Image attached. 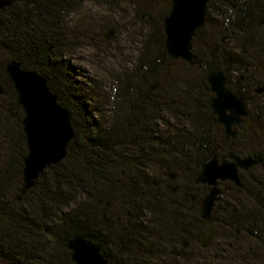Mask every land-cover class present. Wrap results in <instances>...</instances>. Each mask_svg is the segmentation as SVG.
<instances>
[{
    "label": "trees",
    "instance_id": "obj_1",
    "mask_svg": "<svg viewBox=\"0 0 264 264\" xmlns=\"http://www.w3.org/2000/svg\"><path fill=\"white\" fill-rule=\"evenodd\" d=\"M86 1L21 0L0 11V81L4 89L0 95V264H75L68 243L78 235L101 245L105 253L111 248L123 259L135 261L132 242L124 240L129 227L125 222L132 221L127 213L180 211L161 204L149 192L154 178L151 172L125 168L147 166L151 146L175 141L174 137L161 138L163 134L155 137L151 129L158 118L170 114L167 102L179 99L182 84L175 71L168 75L170 56L163 15L151 22L157 0H150L146 11L144 3L136 0L135 15L144 11L143 20H148L151 34L135 64L115 80L108 127L95 117L100 94L94 86L88 88L72 77L66 60L75 44L68 19ZM213 1L217 3L214 13L220 16L221 0H209L207 11ZM234 4L229 22L237 34L245 36L250 32V19L263 11V0H236ZM170 5L172 8L171 0ZM239 46L245 50L244 44ZM224 48L220 46L218 51H227ZM13 59L47 78L59 103L69 110L76 131L66 159L49 167L22 199L29 148L23 125L25 112L6 71ZM155 84L156 90L152 87ZM171 116L182 121L181 110ZM194 124L199 126L200 121L195 119ZM179 139L191 142L192 136ZM187 157L193 163L198 161V156ZM189 172L195 179L198 173ZM173 229L171 226L167 235H159L161 244L178 243L182 235ZM106 233L110 246L104 243Z\"/></svg>",
    "mask_w": 264,
    "mask_h": 264
},
{
    "label": "flooded vegetation",
    "instance_id": "obj_2",
    "mask_svg": "<svg viewBox=\"0 0 264 264\" xmlns=\"http://www.w3.org/2000/svg\"><path fill=\"white\" fill-rule=\"evenodd\" d=\"M235 1L221 0L217 11L228 23L215 18L214 32L208 38L211 49L196 51L193 46L198 62L178 59L168 68L170 75L180 66L175 73L182 82L179 101L170 98L166 109L170 114L158 118L151 129L155 137L163 134L161 138L174 137L175 141L151 146L147 166L125 167L151 172L149 192L161 204L180 211L128 212L132 221L125 222L129 224L125 239L119 234L115 238L132 242L137 260H125L111 248L105 253L101 247L110 264H264V9L250 19V32L241 37L229 22ZM208 21L207 13L205 25ZM237 39L243 41L245 50L239 45L230 50ZM220 46L228 47L227 51H218ZM217 72L223 73L224 86L235 100L225 109L229 126L213 108L218 93L209 76ZM180 110L182 121L178 122L171 114ZM184 135L192 136L191 142L179 139ZM188 155L198 156V161L193 163ZM211 162L234 168L236 178H218L216 185L200 182L204 167ZM189 171L198 173L195 179ZM211 190H217V195L207 219L203 207ZM171 226L182 237L173 246L161 244L159 235L171 231ZM108 237L106 233V246L112 245Z\"/></svg>",
    "mask_w": 264,
    "mask_h": 264
},
{
    "label": "water",
    "instance_id": "obj_3",
    "mask_svg": "<svg viewBox=\"0 0 264 264\" xmlns=\"http://www.w3.org/2000/svg\"><path fill=\"white\" fill-rule=\"evenodd\" d=\"M21 0H0V11L11 7ZM172 9L164 20L166 46L171 58L168 68L171 69L175 61L184 59L192 64L198 62L193 53V40L206 23L207 5L209 0H171ZM114 30L106 34L110 40ZM6 71L14 84L19 103L25 117L24 131L27 138L29 154L25 159L24 185L20 199L35 187L37 180L46 170L66 159L70 143L76 137L69 110L59 103L58 96L48 84L45 76L37 71L27 70L16 59L10 60ZM212 89L218 93L213 108L220 116V121L227 126L231 124L225 115V109L235 101L224 86L223 73L217 72L209 76ZM157 84L153 85L155 89ZM4 89L0 83V95ZM236 178V170L228 166L218 167L211 162L204 167L199 181L209 185H216L218 178ZM238 180V178H237ZM217 190H211L204 200L203 216L211 218L210 214ZM206 245V244H205ZM72 260L75 264H110L108 257L102 253L101 246L96 242L78 235L68 243Z\"/></svg>",
    "mask_w": 264,
    "mask_h": 264
},
{
    "label": "rangeland",
    "instance_id": "obj_4",
    "mask_svg": "<svg viewBox=\"0 0 264 264\" xmlns=\"http://www.w3.org/2000/svg\"><path fill=\"white\" fill-rule=\"evenodd\" d=\"M141 1L144 3L143 10L146 11L150 0ZM136 3V0H87L81 9L68 19L70 31L75 39V44L66 57L70 64L69 71L77 81L88 88L94 86L93 89L100 94L101 98L97 105L94 107L96 102L92 104L97 111L96 119L100 120L101 125L105 127H108L111 119L109 99L115 88V80L122 76L123 72L129 71L132 64H135L140 49L151 34L148 20L146 22L143 20L144 11L139 16L135 15ZM216 6L217 3L214 4L213 1L209 6L210 11H207L208 23L198 30L199 33L197 32L193 40L196 51L209 49V47L211 49L210 41L212 40L208 38L213 34L212 25L215 18L220 23H227L225 16L221 18L214 13ZM152 7H154L153 4ZM171 9L170 0H157V6L152 9L155 19L151 22L155 23L161 15L165 19L169 16ZM111 30L115 33L108 40L105 35ZM239 39H237L239 44L229 46L230 50L233 51L238 45L243 44V41ZM179 67V65L176 66L175 73H179ZM157 88L158 85L155 90ZM78 118L82 120L80 116Z\"/></svg>",
    "mask_w": 264,
    "mask_h": 264
}]
</instances>
